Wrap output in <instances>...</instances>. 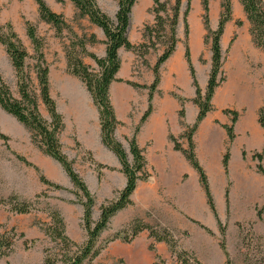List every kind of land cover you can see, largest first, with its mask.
<instances>
[{
  "label": "trees",
  "instance_id": "trees-1",
  "mask_svg": "<svg viewBox=\"0 0 264 264\" xmlns=\"http://www.w3.org/2000/svg\"><path fill=\"white\" fill-rule=\"evenodd\" d=\"M38 6V14L42 21L53 25L57 34H61L65 29L68 30L74 36V39L70 40L66 53L67 68L69 73L80 78L85 85L88 93L94 104L98 108L99 120L101 124V141L102 143L112 151L118 158L121 164V172L126 178V183L122 189H120L116 197L107 200L100 205V216L96 221L92 219L93 207L95 205V197L89 190L86 182L82 176L74 168L73 160H70L63 151V145L60 139V135L64 128V119L62 114L58 111L56 101L50 93V78H49V64L45 57L44 48L45 40L37 34L36 27L31 22H26V33L30 39L35 56L33 57L35 63L33 64L34 71L38 85L35 86L32 83V77L30 72L27 71V59L30 57L28 51L24 47L17 32L12 27V24H8L7 27L0 28V42L5 46L6 51L10 57L13 67L15 68L17 86L19 95L16 97L5 82L0 74V107L13 116L19 123H21L30 133L31 141L33 144L45 155H48L58 161L64 168L67 176L70 178L74 188L72 193L75 196L73 203L80 204L83 207V226L87 232V239L82 244H78L74 241L66 231V223L62 214L57 209L49 208L50 222L44 230L46 236L54 242L55 248L47 250L44 259V264H89L100 253V249L96 248L97 240L102 233V230L107 227L110 219L116 215L120 210L129 207L133 204L131 201V195L137 188L138 181L147 180L150 177V172L147 169V158L144 150L139 147L137 143V134L140 132L142 125L148 119L153 110V95L158 91L160 83V69L167 59L175 52L177 43L179 41L177 35V26L179 20V13L182 5V0H174V4L170 5L171 0H153L152 11L155 15L154 24L145 25L144 27V39L145 41L140 44H133L127 36L129 28L130 15L132 7L137 0H118V9L115 18L110 17L98 4L97 0H71L77 8L78 12L75 15V19H81L85 16L89 20L99 26L106 36V54L104 57H99L93 52H88L87 45L97 43L98 39L94 33H87L85 29L82 35H79L68 23L63 14L54 12L47 4L45 0H34ZM63 1V0H58ZM246 17L250 23V34L253 42L264 50V0H241ZM204 14V27L208 32L205 43L208 39H211V68L209 71V77L205 91L200 89V85L197 80V76L193 63L191 61L190 47L188 43L185 45L184 57L187 62L189 73L192 79V86L195 89V96L192 99L194 104L198 107V112L194 123L188 126L183 134L178 138L170 134L169 138L174 144L176 150L181 151L186 159L190 162L192 167L197 171L199 176V182L201 183L206 196L207 202L213 211L217 220V225L220 229L219 246L223 250L226 260L225 264H233L229 257L226 247L225 235L226 225L223 224L220 218L217 216L214 199L209 187L208 177L199 163L195 153V143L193 142V135L196 132L199 124L205 119L210 111L213 110V94L215 89L225 80L223 73V55L221 51V37L224 33L226 24L231 20V0H222L218 25L216 30H212L209 24V2L208 0H202ZM190 0H188L187 9L185 10V17L189 13ZM165 14V16L163 15ZM172 13V15L170 14ZM185 37L186 40L189 37V25L185 21ZM240 23V22H238ZM161 35V36H158ZM163 43L158 42V39H164ZM146 39L148 41H146ZM163 46L162 52L157 58L155 65L152 67L154 79L151 84H140L137 82L126 81L128 84L135 88H145L148 90V107L140 117L139 124L135 127L133 135L128 138L129 152L131 155V161L128 160V153L125 150L121 141L115 136V129L118 125L122 124L116 117L114 107L110 99V86L114 81L119 80L116 75L121 67V58L119 55V49L125 48L134 52H138L140 49L144 50L143 55L149 53L150 49L157 50L159 44ZM81 55L90 56L96 63V68L91 67L84 62ZM181 106L185 98L177 96ZM40 101L45 105V108L49 114V120H47L40 111ZM225 113L232 115V122L230 125H223L226 129L229 141L226 145L225 153L223 154V167L226 173H228L229 162V146L233 141L235 134L233 132V124L237 120L238 112L234 110H224ZM264 109L259 111V123L264 128ZM179 117L184 119L185 110L182 107L178 112ZM183 123V122H182ZM0 137L8 140L7 135L0 133ZM185 138L188 141V148H183L180 139ZM90 155L91 162H95L91 152H87ZM245 155V152H243ZM16 156L29 166H33L40 174V180L48 187L54 189H63L59 184L53 183L43 175L39 168L32 162L26 159L25 156ZM253 157L258 160L257 170L264 175V167L261 163L262 154L254 153ZM98 168V179L102 177L101 168L109 166L96 163ZM112 169V168H110ZM46 192L36 195L32 200L20 199L16 195H11L6 199H0V205L8 204L10 210L15 213L25 214L30 213L35 209V205L38 203L41 195H45ZM228 191L226 192V202L228 205ZM260 215V214H259ZM261 217V216H259ZM239 227L241 224L238 223ZM208 233H212V230L204 225H201ZM127 229H130V236H125L124 240L129 241L134 238L141 231L147 230L151 243L149 245L150 250H155L156 242H166L170 248L172 254L177 256L179 262H185L183 257L187 254L185 250H179L178 244L174 236L171 234V229L166 226L151 225L144 221L142 218L133 219L128 224ZM23 236V234H20ZM259 240H263L262 236ZM18 238L14 228L3 231L0 225V256L8 257L14 251V244ZM34 243V240L30 244H26V248H30ZM156 258H159L156 255ZM194 264H202L199 261L194 260ZM163 264L164 261H163ZM186 264V262H185ZM255 264H264V259L258 261Z\"/></svg>",
  "mask_w": 264,
  "mask_h": 264
},
{
  "label": "crops",
  "instance_id": "crops-1",
  "mask_svg": "<svg viewBox=\"0 0 264 264\" xmlns=\"http://www.w3.org/2000/svg\"><path fill=\"white\" fill-rule=\"evenodd\" d=\"M63 1L66 2V7L63 8L56 5L54 12L63 14L68 22H72L78 10L71 0ZM153 4V0H141V2L137 0L132 7L127 36L133 44L138 45L145 41L143 36L144 27L147 24L151 25L155 17L152 11ZM99 6L101 7L100 4ZM192 14V9H190L188 13V43L191 61L193 66L195 65V70L197 71L196 58H198L199 66H204L206 70L202 78L198 74V71L196 73L198 83L203 89L207 85L212 54L205 55L203 57L204 63L200 62L198 53L200 50H203L204 46L202 39L204 28L198 24L197 32L193 31L191 25ZM79 23L84 27L85 31L94 33L98 39L97 43L87 45L88 52H93L99 57H104L106 54V36L104 31L92 23L87 16L81 18ZM234 35L232 43L229 44L230 37ZM193 44L196 45L195 48L197 49L192 54ZM220 45L222 54H227V61H225L223 66V69H225V80L215 89L211 101L213 110L199 124L193 135L195 153L199 163L207 174L217 216L220 219L229 216L233 222L237 223L252 222L253 231L258 235L264 236V175L256 169L258 160L253 157L254 153L262 154L261 163L264 167V128L258 120L260 109H264V78L260 72L252 76L247 74L248 71L245 68L243 60L249 46H246L247 42L245 43L240 37L237 22L231 20L226 24ZM129 51L131 50L125 48L119 49L121 67L116 77L121 81H114L110 86V99L115 115L122 123L117 126L114 133L116 138L121 142H123L121 136L133 134L134 125L138 124L141 119L135 118V115L131 116L130 110L132 105H140L142 103L145 107L148 102V91L135 89L133 86L127 84L126 81L148 85L154 79L153 72H149L146 83L135 80L137 76L132 72L130 66L132 58H129L126 54ZM161 52L159 48L153 59L149 61L151 67L155 65ZM232 60L236 62V72L234 74L226 71ZM87 63L92 66L95 65V61L92 59L88 60ZM238 65L242 68L241 70L238 69ZM183 66L187 70L188 65L185 62V57H183L182 46L181 52L176 49L162 65L158 91L153 95L155 109L137 134V143L144 150L147 158V169L154 174L155 178L154 182L143 187L144 199L138 209L154 208L159 216L163 217L161 222L175 224L181 229L196 230V226L190 221L192 219L211 230H216L217 220L213 218L209 220L207 217L215 215L207 202V196L199 182L197 171H195L184 154L174 148V144L169 138L170 134L177 138L181 136L185 129L194 123L195 115L198 112V107L193 102L189 106L194 110V117L188 118V105L186 106L187 112L184 119L180 118L179 121L175 115V107L179 106V100L170 94L173 91H182L184 84L180 78V68ZM186 72L189 73V69ZM189 82L192 83L191 78H189ZM193 89L191 92L195 95V89ZM163 94L169 95V99L162 101ZM157 103H163L160 112L158 111L159 106ZM169 104L174 107L175 117H172L171 120L168 118L167 113H165ZM86 105V130L84 128L78 130L80 141L86 149H89L93 153L98 161L121 169V164L116 155L101 141V124L97 106L93 103L92 99L91 103H86ZM226 109L238 112L237 120L233 124L235 137L229 146L228 173L224 170L222 162L223 154L229 141L227 131L223 125L231 124L232 115L225 113L224 110ZM248 109H250L249 112ZM80 132L83 134L88 132L85 135L86 138L81 137ZM180 142L183 148H188L187 139L182 138ZM243 152H245V155H243ZM149 156H152L151 161L149 160ZM28 160L37 165L47 179L59 184V186L66 187L65 190H51L50 195L53 198L49 200L48 204L59 210L62 216H83V207L80 204L73 203V194L68 190L73 189V184L62 165L45 154ZM77 172L83 177L90 190L89 181L80 171ZM185 175L187 177L184 179ZM98 180V177H95L94 181L96 183ZM16 181L20 183L11 185L10 191L11 193L13 191L17 192L21 196L23 193L26 195L25 193L30 192L31 189L33 190L31 193L36 190L41 191L46 189V186L40 182L35 172L28 174V176L22 179L18 178ZM125 183L126 178L122 184L123 187ZM159 190H162V194L168 199V203L164 202ZM227 191L228 205L225 197ZM139 194L140 192L137 187L131 197V201H134L133 206L139 198ZM171 202L172 204H170ZM137 203L135 207H138ZM127 209H123L114 215L119 216V222L129 221L131 219L130 216H134L130 212H127ZM96 211L93 210L91 216H100L99 210ZM208 249L206 253L207 261H204L205 264H225L226 256L221 248Z\"/></svg>",
  "mask_w": 264,
  "mask_h": 264
},
{
  "label": "rangeland",
  "instance_id": "rangeland-1",
  "mask_svg": "<svg viewBox=\"0 0 264 264\" xmlns=\"http://www.w3.org/2000/svg\"><path fill=\"white\" fill-rule=\"evenodd\" d=\"M47 4L50 6L52 10H55L56 5L66 7L65 1L58 0H45ZM164 1V0H163ZM97 2L101 5L104 11L112 18H115L116 12L118 9V0H97ZM141 2V0H140ZM209 2V24L212 30L217 29L218 20L220 14L222 12L221 2L222 0H208ZM174 4V0H171L170 5ZM188 0H182V5L179 13V28H178V38L179 42L177 43L176 49L179 52L182 51L183 46V57L185 51V45L188 43V39L185 37V21L189 23L188 15L185 17L184 13L187 9ZM190 9H192V29L197 32V25H201L204 28L203 32V50H200L198 53L199 60L201 63H204L203 57L211 52V39H208V42L205 43V40L209 34L204 27V14L205 11L203 9L202 0H190ZM189 9V11H190ZM38 6L34 0H0V28L7 27L10 23L12 27L17 32L20 37L24 47L30 54V57L27 59V71L30 72L32 77V83L35 88L38 85L36 73L34 71L33 64L35 63L34 56L35 51L30 39L26 33V22L29 21L35 25L37 34L45 40V48L44 53L45 57L49 64V78H50V93L54 100L56 101V105L58 111L62 114L64 119V128L61 132L60 139L63 145V151L67 155L70 160H73L74 168L76 171H80L86 179L89 181L91 186V193L95 197V205L93 210H99L101 203H105L107 200H110L116 197L118 191L123 188L122 184L125 180L124 174L121 172V169L117 167H113L112 165H108L98 161L93 153L86 149L83 146L82 142L79 139V131L82 128L85 129L87 123V116L85 119V112L87 110L86 103H91V95L88 93L85 85L80 80L79 77L72 75L69 73L67 68V59L66 53L68 45L70 44V40L74 39L72 33L68 30H64L61 34H57L56 29L53 25L42 21L38 14ZM172 15V13H170ZM231 20L238 23L240 30V37L242 40L247 42L246 46H249L248 51L244 55V64L245 68L248 71L247 74L250 76L256 74L257 72L262 73V77L264 78V50L257 46L251 37L250 34V23L246 17L243 5L241 0H231ZM165 16V14L163 13ZM66 20V19H65ZM80 19H73L69 25L77 32L79 35L83 34L84 27L79 23ZM230 20V21H231ZM155 21V20H154ZM154 24L151 23V25ZM90 33L89 31H85ZM161 36V35H158ZM237 36V35H236ZM233 37H230L229 44L232 43ZM164 39H158V42L163 43ZM184 40V41H183ZM146 41H148L146 39ZM221 42V41H220ZM189 45V43H188ZM196 45L193 44V51L196 52ZM163 49L161 43L159 44L158 49ZM226 48V47H225ZM157 50L150 49L149 53L143 55L144 50L140 49L138 52L129 51L127 52V56L132 58L130 63L132 72L137 76L135 80L146 83L147 76L149 72L152 73V67L149 64V61L153 59ZM227 53V52H226ZM223 55V54H222ZM84 62L87 63L88 60L92 59L88 55H81ZM223 66L225 61H227V54L223 55ZM93 60V59H92ZM196 60V69L198 74L202 78L205 74V68L200 67L198 64V58ZM186 61V60H185ZM88 64V63H87ZM90 65V64H88ZM91 67L96 68V63ZM195 66V65H194ZM223 69V67H222ZM238 69L242 68L238 65ZM181 70V80L183 82L182 91H173L170 95L177 98L180 96L185 98L182 102L183 106L179 102V106L175 107V115L180 121L178 112L182 109L185 110L186 115V106L188 105V118L194 117V110L189 106L193 103L192 99L194 98V94L191 92L193 87L192 83L189 82V78H191L190 73H187L186 68L183 66L180 68ZM196 71V70H195ZM196 71V73H197ZM226 71L230 74H234L236 72V62L231 61L229 66L226 68ZM262 71V72H261ZM225 73V69H223V73ZM0 74L5 80V82L9 85L12 93L19 95L18 86H17V78L15 73V68L12 65L10 57L6 51L5 46L0 42ZM189 76H188V75ZM197 76V74H195ZM225 76V74H224ZM128 84V83H127ZM130 85V84H129ZM149 85V84H148ZM132 86V85H131ZM135 88V87H134ZM206 88V87H205ZM205 88L202 89L205 91ZM140 91L146 90L145 88H135ZM194 90V89H193ZM144 91V92H146ZM161 94V93H160ZM169 95H162V101H166L169 99ZM178 99V98H177ZM94 103V102H93ZM154 100H152L153 110L155 109ZM158 104V111L160 112L163 103ZM194 106V104H193ZM148 107V102L144 107V104H133L130 110L131 116L135 115V118L142 117L143 113ZM157 109V108H156ZM40 111L42 115L49 120V114L45 105L40 101ZM250 109H248V112ZM151 113V114H152ZM168 118L171 120L174 115V107L173 105H168L166 112ZM150 114V115H151ZM132 116V117H133ZM185 118V117H184ZM140 121V120H139ZM139 124V123H138ZM134 125L133 130L138 125ZM86 130V129H85ZM88 131V130H87ZM0 133H3L9 137L8 140L0 137V199H6L11 195H16L20 199H34L36 195L42 194L46 192L45 195H41L38 200V203L35 205V209L30 213L20 214L12 212L10 210V206L8 204L0 205V225L2 226V230L6 229L10 230L14 228L18 238L14 244V251L8 257L0 256V264H44V259L47 253V250L55 248V244L51 239L45 235L44 230L47 227V224L50 222L49 216V208L51 207L48 203L51 200L50 192L51 190H65L63 189H54L52 187H48L40 180L39 172L33 167L25 164L21 161L16 154L25 156L26 159H33V157H37L39 155L43 156L42 153L31 141V136L29 131L19 123L13 116L5 112L0 107ZM88 133V132H86ZM83 134L80 132L81 137H85L87 134ZM134 133V131H133ZM195 134V133H194ZM133 134L126 136L122 135L121 140L122 144L125 146L128 153V160L131 159V155L129 152V144L128 138H130ZM82 138V139H84ZM91 152V155L96 163L105 164L108 167L101 168L102 177L98 182L94 181L95 177H98V168L95 166V162H91L90 155L87 153ZM149 160H152V156H149ZM131 161V160H130ZM31 162V161H30ZM35 165V164H34ZM37 166V165H36ZM38 167V166H37ZM39 168V167H38ZM41 172V170L39 169ZM35 172L37 177H39L40 182L46 186L45 190L31 193H25L26 195H19L14 191L11 193L10 188L11 185H16V180L22 179L23 177L28 176V174H33ZM150 172V177L144 181H138V189H139V198L135 201L138 202V207L130 205L127 208L130 212V220L119 222V216H113L110 219L107 227L102 230L97 243L96 248L100 249L99 255H97L89 264H194V260L205 264L204 261H207L206 253L209 250L208 248H219V240H220V229L217 225L216 230H212V233H208L201 225L200 222L195 220H190L196 226V230H187L178 228L175 224L163 223L161 222L162 216H159L158 212L154 208H146V209H138L140 204L143 201V187H146L150 183L154 182V174ZM42 173V172H41ZM43 174V173H42ZM44 175V174H43ZM187 175L184 176V179ZM83 178V177H82ZM14 180V181H13ZM49 180V179H48ZM52 182V181H51ZM144 182V183H143ZM54 183V182H53ZM57 184V183H56ZM74 188V186H73ZM137 189V188H136ZM35 190V189H34ZM71 193L73 189H68ZM160 191V195L163 196V200L165 203H168V199L164 197L162 194V190ZM31 193V194H29ZM135 193V191H134ZM29 194V195H27ZM73 194V193H72ZM133 194L131 195V197ZM73 199L75 200V196L73 194ZM163 202V201H162ZM163 202V203H164ZM134 203V201H133ZM77 204V203H74ZM172 204V202L170 203ZM123 210V209H122ZM96 211V212H97ZM121 211V210H120ZM118 213V212H117ZM116 213V214H117ZM61 214V212H60ZM100 214V210H99ZM65 219L66 223V231L67 234L78 244H82L87 239V232L83 226L82 216H62ZM99 216H92L93 221H96ZM209 220L212 218L215 220V216H207ZM142 218L144 221L151 225H161L166 226L171 229V234L177 241L178 249L187 251V254L184 255L183 260L185 262H179L177 256L172 254L170 246L166 242H156L155 250H150L149 245L152 242L149 238V233L147 230L141 231L134 238L129 241L124 240L125 236H130L131 231L127 229L128 224L135 219ZM223 224L226 225V247L227 252L229 254L230 259L233 264H255L258 261L264 259V241L259 240L257 236H261L256 234L252 229V222H244L240 223L241 227H239L237 222H233L229 216H225L220 219ZM207 227V226H206ZM23 234V236H20ZM264 238V236H262ZM34 240V243L30 248H26V244H30L31 241ZM59 249V248H58ZM57 249V250H58ZM223 251V250H222ZM156 255L159 258H156Z\"/></svg>",
  "mask_w": 264,
  "mask_h": 264
}]
</instances>
